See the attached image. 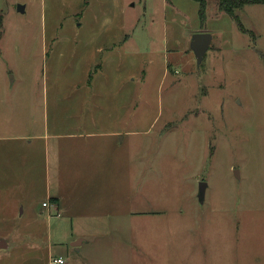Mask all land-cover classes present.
<instances>
[{
	"label": "rangeland",
	"instance_id": "374dc122",
	"mask_svg": "<svg viewBox=\"0 0 264 264\" xmlns=\"http://www.w3.org/2000/svg\"><path fill=\"white\" fill-rule=\"evenodd\" d=\"M219 4L0 0V264L79 262V234L144 264H264V4ZM54 197L70 215L42 213Z\"/></svg>",
	"mask_w": 264,
	"mask_h": 264
},
{
	"label": "crops",
	"instance_id": "0c3cea01",
	"mask_svg": "<svg viewBox=\"0 0 264 264\" xmlns=\"http://www.w3.org/2000/svg\"><path fill=\"white\" fill-rule=\"evenodd\" d=\"M26 140H27L26 138H22V141L26 142ZM28 141L26 142V144L28 143ZM15 167L17 168V166ZM13 171H14V168H13ZM13 176H16V175H13ZM21 185L22 184H19V187H21ZM54 198L58 199L57 202L54 203L55 205H52V206L48 205L47 207H44L43 204L47 202L42 203V213L46 212L47 210L50 212L52 211L51 209L53 208L54 213L56 214L57 212H61L62 214L65 213L67 215H70L71 209L70 207L65 205L64 199L61 197H54ZM126 202L127 201L125 200L121 201L123 205H125ZM21 203H22L21 199H14L10 201L9 208L11 207L10 209L12 210H14L15 208L17 209ZM92 209L95 210L96 213H99L100 211H102L100 214H103V215L107 214L105 210V203H99V202L94 203L92 206ZM70 218L74 219V217L72 216ZM82 235L83 234H79L78 236H76V238H72V244H71L72 250L73 251L75 250L77 253L82 252V249L84 247L87 248V251L85 250L84 253H81L82 257L79 262H77L76 259L70 260L71 255L67 258V257L62 256L63 253H61L57 257H54V256L50 257L49 264H57L54 261L58 259H63L64 264H144L143 258H144V255L147 254V251L140 244L138 245L136 243L137 244L136 245L133 243L125 242L124 239L122 238L123 236L126 235L124 231L119 230L116 237L113 239L116 241L119 240L121 242L124 241L125 243H117V244L108 243V241L105 240L107 239V236L105 235H100L101 238L99 236L94 237L92 240L84 236L82 237ZM1 240H4L7 243V249H9L10 248L9 242L5 238L0 239V241ZM77 242H80V245L77 247H74V243H77ZM130 252L132 253V255L128 257L127 254Z\"/></svg>",
	"mask_w": 264,
	"mask_h": 264
},
{
	"label": "water",
	"instance_id": "95a60500",
	"mask_svg": "<svg viewBox=\"0 0 264 264\" xmlns=\"http://www.w3.org/2000/svg\"><path fill=\"white\" fill-rule=\"evenodd\" d=\"M18 11L24 13L25 7L19 6ZM212 39H213L212 35L209 33H199L194 35L191 43V48L197 58V62L199 65L202 64L206 53L210 49L212 44ZM236 174L238 175V172H236ZM206 189H207V184L201 183L199 188V195H198L201 203L204 202ZM79 245L80 242L74 243V247H77ZM2 249H7V243L4 240L0 241V250Z\"/></svg>",
	"mask_w": 264,
	"mask_h": 264
},
{
	"label": "trees",
	"instance_id": "16d2710c",
	"mask_svg": "<svg viewBox=\"0 0 264 264\" xmlns=\"http://www.w3.org/2000/svg\"><path fill=\"white\" fill-rule=\"evenodd\" d=\"M193 1L199 5L200 18L202 22H205L208 0H193ZM219 3H220L219 7L221 11H224L230 16L235 17V19L239 21L238 17L235 16V11L237 9L241 10L245 8L247 5L264 4V0H219Z\"/></svg>",
	"mask_w": 264,
	"mask_h": 264
},
{
	"label": "built area",
	"instance_id": "2783aa9c",
	"mask_svg": "<svg viewBox=\"0 0 264 264\" xmlns=\"http://www.w3.org/2000/svg\"><path fill=\"white\" fill-rule=\"evenodd\" d=\"M43 205H44V207H47L48 206L47 203H44ZM54 262L57 263V264H64L63 259H58V260H55Z\"/></svg>",
	"mask_w": 264,
	"mask_h": 264
}]
</instances>
